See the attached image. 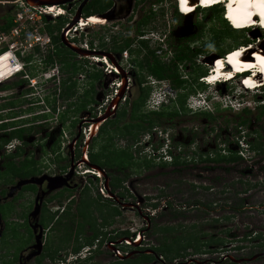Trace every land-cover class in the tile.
<instances>
[{
  "label": "rangeland",
  "instance_id": "1",
  "mask_svg": "<svg viewBox=\"0 0 264 264\" xmlns=\"http://www.w3.org/2000/svg\"><path fill=\"white\" fill-rule=\"evenodd\" d=\"M126 1L128 0H118L117 16L113 22L105 17L106 23L101 28L93 27L88 30L86 35L82 34L80 42L82 38L90 39V43L96 44L97 47L98 44L102 45L103 47L100 49L110 50L117 49L119 45L127 41L128 48L121 52L119 63L123 71L134 72L140 78L146 76V65L154 59L165 67L172 68L174 65L175 72L184 80L182 89L176 90V93L173 92V95H179L181 98L182 105L178 107L180 115H177V118L171 122L165 118L148 115L159 109L157 105H154L153 108L150 107L152 103L149 93L141 92L137 87L132 86L130 78H127V84H124L123 79L108 74V69L103 64L81 61L74 57L70 66L59 61L36 63V71L30 67H26L24 70L27 76L24 75V77L32 78L31 80L34 81L33 89L28 91L32 87H26L25 95H21L19 98H12V96H1L0 98L5 99L4 102H0V105L6 104L8 101L19 103L14 101L16 99L25 101L14 104L17 108L11 110H7L4 105L0 108V138L5 139L7 130L10 131L13 127H24L26 130L20 140L12 138L6 143L0 142V172L3 169L1 163L11 161V163H18V166L21 167L20 174L36 172V174L55 176L58 174V167L65 166L66 155H69L68 144L71 143L72 138L79 130L78 141L73 147L74 155H81L86 148L87 152L92 155L96 154L95 159L102 161L104 155L103 157L110 159L111 164L118 156L119 159L121 158L122 171L117 176L125 179L126 184L123 185L129 195V191L136 189L137 196L145 195L144 198L149 199L140 204V201L134 198L133 202L140 208H148V203H151L153 198H158V207L155 210L150 209L151 212H154V218L151 221L154 230L162 226H172L171 228L174 230L170 232L168 239L180 237V245L190 240L189 243L193 246H200L199 251H203L202 253L209 251L206 255L201 256L202 254L194 253L190 247L183 251L184 257L190 258V255L195 254L192 257L200 262L198 264H226V261L222 260L225 255L232 256L234 259L258 255L264 250V246H257L261 241L264 243V169L260 168L262 159L258 157H264L263 155L245 154L242 151L243 155L234 156H238L240 159L234 161L233 164L221 161L209 162L215 157L218 159L220 156L229 157L231 155L227 153L225 155V152L209 155L211 151L206 150L205 146L210 147V137L208 140L206 139L210 134L206 132H202V142H198V145L186 143L188 140L194 141L198 136L179 137L180 122L174 125L176 127L174 133H177L174 137L177 142L174 155H170L164 160L153 157L154 153L150 151L151 147L147 146L142 150L144 143L142 146L136 143L144 139L147 132L145 126L148 120H145V115H147V119L153 120L154 126H159L158 130L163 128L169 136L172 122H177V119L187 127L184 128L187 132L189 127L196 126L198 123L203 124L206 120L203 115L210 113L214 117L211 124L218 129L217 143H220L218 146L225 149L229 148L230 139L226 135L229 134L236 121L247 119L249 120L248 124H252V122L256 125L264 123V111L262 112L261 106L264 103V89L259 92L260 95H256L255 92H244L245 87L243 83H239V79L225 85L219 84L206 88L198 84L197 79L198 76L205 74L207 66H210L209 62L217 60L218 53L225 52L227 54L232 48L239 47L240 44L244 45L252 38L255 40L259 38L261 44L258 45H263L264 41L262 42L259 37L261 32L257 29L240 32L227 30L220 21L219 12L216 10L209 9L184 16L180 15L175 11L172 0H129V12L126 13ZM110 3V0H90L82 8V14L85 16L88 13H100ZM7 9L0 7V25L6 21L5 18L10 12ZM62 23V19L55 22L47 20L46 26L51 34L58 33ZM142 23L143 26H141ZM141 35H145L146 40ZM64 49L62 50L66 51ZM184 49H186L184 52L188 53V57L190 56L189 59L176 60L175 56ZM59 52L63 54L61 49ZM174 61L176 64H172ZM72 64L74 70L71 69ZM114 68L119 73L118 68L115 66ZM17 72L18 68L8 64L6 59L0 60L1 85L21 73ZM67 78L71 80L68 82ZM30 81L27 82L28 85H30ZM71 83H73V94L68 98H62L60 94L63 88L65 90L71 88ZM168 83L167 81L161 83L153 81L154 93L162 91ZM117 84H120V88L116 87ZM88 86L91 88L89 92L86 90ZM156 86H160V88H156ZM30 93L31 95H29ZM117 95H120L119 104L117 103V107L112 110ZM204 97L207 98L204 99V102H198ZM8 98L10 99L6 100ZM193 99L197 101L198 110ZM93 100L97 103H93ZM33 106L35 109L32 108ZM240 110L247 111L248 114L244 115ZM123 111L125 115L121 117L120 114ZM104 112L111 113L107 122L102 124L104 130L98 134L96 131V135L94 134L90 140L85 142V132L91 127L92 131L90 130L89 135L93 134L95 129H93L94 124L91 126V123L98 114L103 115ZM259 112H262V115H259L256 121L254 117ZM138 117L140 120H137ZM222 139L223 142H221ZM205 141L208 142L205 143ZM18 143L22 144L20 152H13V147H16ZM9 144H13V147L9 148ZM152 145L156 146L157 141ZM122 153L129 155V160H122ZM174 157H177L176 160L180 162L179 164L171 163ZM177 167L182 168V171L185 172V179L177 182L170 177L167 179L168 172L175 175L174 170ZM76 170L80 171L82 168ZM9 174L11 173L9 172ZM1 175L0 187L2 185ZM3 175L7 176V173L3 172ZM132 180H138V182L133 184V188L128 189L126 185H129ZM84 184L88 189H93L94 184L95 188H99L98 180L92 181L85 176L81 179V185ZM194 188L198 190L196 191ZM174 190H176V196L171 198L172 203L182 213L176 217L169 216L170 212H161L160 210L164 201L168 200V194ZM33 193L32 190L22 193L14 192L6 198L8 202L0 206V213L4 216L1 219V232L4 231L6 238L9 236L8 240L10 235L27 236V231L20 221L24 219L32 206ZM92 193L101 195L94 189ZM69 194L73 195V200H75L76 192ZM188 198L198 201L202 208L199 211L194 208L184 209V212L180 211L184 201ZM0 203H3L2 199H0ZM238 203L242 204L241 208L234 209ZM51 205L55 204L47 203V207L50 209ZM213 220L215 222H212ZM96 222L98 223V221ZM114 225L121 231H128L137 236V234H142L141 229L145 223L143 218L126 209L121 211V215ZM104 228L109 229V226L106 225ZM89 231L85 230L82 237L88 235ZM46 234L50 235L49 230ZM245 235L251 238L245 237ZM257 235L260 236L256 238ZM162 237L163 235L159 231L141 235L136 247H142L141 249L157 247ZM194 237H197L196 241H192ZM205 241L210 242L209 246L203 247ZM128 243V239L122 241V245ZM20 244L21 240L18 239L16 247H19ZM236 246L242 248L239 250V248H235ZM9 247L5 248L3 245L1 249L5 248L6 251H0L2 259L8 261L11 255H14L9 252L12 250ZM14 250L16 249L14 248ZM105 259L106 264L111 263L109 254ZM247 262V264H264V256H257ZM43 264H48V262L45 261Z\"/></svg>",
  "mask_w": 264,
  "mask_h": 264
},
{
  "label": "flooded vegetation",
  "instance_id": "2",
  "mask_svg": "<svg viewBox=\"0 0 264 264\" xmlns=\"http://www.w3.org/2000/svg\"><path fill=\"white\" fill-rule=\"evenodd\" d=\"M90 0H87L82 8L89 2ZM129 1V0H128ZM127 2V5L125 7V12H129L130 2ZM110 4L107 8L103 9L100 13H91L88 16H85L88 21L91 23L89 26H87L84 30V35H86L88 30L92 29L93 27L101 28L103 24L106 23L107 20L104 18L106 17L109 21L113 22L116 19L117 13H116V7L118 5V0H110ZM81 8V12H82ZM108 11V12H106ZM105 12L107 15L105 16ZM144 24L142 23L141 26ZM87 37V36H86ZM142 38L146 40L145 35H141ZM88 38V37H87ZM141 43H145L144 41H140ZM87 48L86 49H80L76 47L77 49L87 51V55L78 56L77 54H74L69 49L65 48L61 44H57L54 49V54L52 58H54L51 61L47 62H53L59 61L60 63H67V65L70 64V62L74 58H77V60H83L87 62H93V63H100L105 66L107 64L106 62H109L111 66L114 65L118 68V72L110 73L112 75L118 76L119 78L124 80V84H127V78L131 80V84L134 87H137L141 92L147 91L150 96V100L152 105L151 108L154 107V105H157V101H155L154 97L156 92L154 93L155 87L153 86V81H157L158 83H161L163 81L169 82L168 85L170 86L171 90L175 92L176 90H181L184 86V80L182 79V76H180L177 72H175V66L172 65V72L170 77H159L156 74L152 72H148L146 69V76L141 77L137 75L134 72H125L123 71V68L121 67L119 60L121 59V52H119L117 49H100L103 47L102 45L98 44V47L96 44L90 43V39L86 40ZM66 49V51H63L62 49ZM128 48V47H127ZM126 48V49H127ZM63 52V54H60L59 50ZM64 49V50H65ZM124 49L123 51H125ZM101 53L108 54L112 62L107 59L104 55H100ZM87 56V57H86ZM91 57H96L100 59V61H93L90 59ZM50 58V57H49ZM106 60H101V59ZM152 62H149L150 64L146 65H152ZM46 62V63H47ZM158 62V61H157ZM22 71L20 74H17L13 77H11L8 81H6L3 85L0 84V98L1 96H12V98H19L21 95H25L26 87L28 88L27 82L30 81V78H26V74L24 72L26 67H30L31 69H34L36 71V63H40L38 61V57H32L28 60H20ZM32 63H35V65H32ZM142 63V62H140ZM159 63V62H158ZM160 64V63H159ZM176 62L174 61V63ZM70 66V65H69ZM174 68V69H173ZM70 69V67H69ZM37 73V72H35ZM24 75L26 77H24ZM204 75H200L197 77L198 84H201L200 79ZM80 78V77H79ZM83 78V77H81ZM68 79V78H67ZM145 79V80H143ZM149 79V81H148ZM71 79H68V82ZM194 82V81H192ZM99 83V82H98ZM71 88L73 89V83L70 84ZM120 84H117L116 87H119ZM163 86V84H161ZM166 85L165 88L169 87ZM202 85V84H201ZM120 88V87H119ZM156 88H160V86H156ZM30 88L28 89L31 90ZM88 92L91 90V88L88 86L86 89ZM8 91V92H6ZM176 93V92H175ZM96 94V93H95ZM31 95V93L29 94ZM199 96V95H197ZM10 98L6 99L9 100ZM180 97L179 95H174V99L163 106H161L158 111L156 112H150L148 115L150 116H156L157 118H165L168 122H171L172 120L177 118V115H180V111L178 110V107H180L182 104L180 103ZM149 100V101H150ZM5 99H0V102H4ZM19 103L9 102L6 104H3L7 107V110H11L14 108H17L14 104H20L25 102L23 99L19 101V99L14 100ZM113 102V101H112ZM93 103H97L95 100H93ZM119 104V101L117 102ZM117 103H115V106H113L112 110H114L117 107ZM2 104L0 105V108L4 107ZM146 105V104H145ZM157 107H159L157 105ZM35 109V106L32 107ZM111 108V107H110ZM197 110L199 109L196 105ZM82 111V109H81ZM241 111V110H240ZM161 113V114H160ZM242 114H248L247 111L242 110ZM103 115H97L96 119L93 120L91 123V126L93 124H97L95 127V130L91 136L88 137L91 127L88 131L85 132V142L90 140L91 137L94 136L95 132H99L100 126H102L103 123L107 122V118L102 119ZM201 115V113H200ZM262 115V112H259L258 115H255L254 120H258V116ZM111 116V115H110ZM145 115V120L147 121L146 128L147 132L144 136V139H142L140 142H137L136 144H139L141 146V142L144 143V146L146 147L149 143L153 144L157 141V145L153 146L157 150H162L164 148L163 144L161 143H167V147L169 151H166L167 154L174 155L175 151V138L177 133H174V129L176 128L174 125L179 124L180 122V136L183 137L185 135H188V138L195 137V140H186V143H193L198 145V142H202L201 135L202 132H206L210 135L206 137L208 140V137H210V147L208 148L205 146V149H209L211 152L209 155H218L219 152H225L228 155L235 156V155H243L242 151L245 152V154H251V155H263L264 156V123H258L257 125L252 122V124H248L249 120L247 119H239V121H236L235 124H233L229 134L227 133V137H230L229 139V148L226 149L224 147L218 146V129H216V126L212 125L213 116L210 113L204 114L203 116L206 118L205 122L203 124L198 123L196 126L189 127L187 132H185L184 128L186 127L184 124H182L181 120L177 119V122H172V125L170 127L171 132L168 136L164 132V129L161 128L158 130L159 126H154V122L152 119H147ZM140 117L137 118V120ZM92 120V119H91ZM253 120V121H254ZM101 121V122H100ZM153 122V123H152ZM139 124V123H138ZM207 124V125H205ZM1 126V125H0ZM104 126V125H103ZM179 126V125H178ZM206 127V128H205ZM141 128V127H140ZM143 128V129H146ZM187 128V127H186ZM22 130L21 132V139L23 133H25L24 127H13L12 130L8 131L6 133L7 139L11 132H16ZM30 130V129H29ZM6 131V130H4ZM97 132V134H98ZM77 135V134H76ZM72 138L71 140V148L68 144V150L69 155H66V164L65 166L58 167V174H55V176H67L66 177V185H62L60 188H56L53 190L47 189V182L45 180L41 181L39 184H28L25 186H21L19 189L13 188L21 179H27L30 177H40L41 175H46L43 173L32 172L33 174H30L27 178L20 177V171L21 167L18 166V163H11V161L1 163L3 165V169L0 172L1 179H2V185L0 187V199H2L3 203H0V205L6 204V199L9 197V195L13 194L14 192H24L32 190L34 193V198L32 202V206L30 207L29 211L24 216V219L21 222V225L26 229L27 236L17 234L10 235L9 240L5 237L4 231L1 232L2 224H1V217H0V251L5 250V248H12L11 251H9L11 255L9 261L7 259H2L0 253V264H43L45 261L48 262V264H106L105 263V257L107 254L111 257V263L110 264H120L122 261L127 259H134L140 255H149L152 256L153 259L150 262L147 263H140V264H149V263H157V264H198L194 260V255H190V258L184 257V253L180 252V256L173 258L171 261L164 259L160 254H158L156 251H154L155 247H149L148 249H141L142 247H136L137 243L140 241L141 235L152 233L153 231H159L162 233L163 237L160 239L161 241L159 244H157V247L160 246V244L164 241L165 244H168V247H173L172 240L176 239L177 237H173L171 239L169 238L170 232L174 230V228L162 226L158 227L157 229H153L151 226V221H153L154 218V212H151V210H155L156 207H158V198L155 197L152 199L151 203H148V208H140V206L133 202V199L136 198L138 201H140V204L143 203L146 200L145 195L144 196H137V190L134 189V191H129L125 188L123 184H126V181L124 182V178L117 176L118 173L122 171V167L120 165V160L118 156H116L114 159V163H110V159L107 157L102 156V161H99L97 159H94V162L89 161V154L90 152L85 150L81 153V155H74L73 150L76 142L78 141V136ZM96 135V134H95ZM147 137L150 138L149 142H145ZM186 138V136H185ZM4 138H0V142ZM155 140V141H154ZM197 140V141H196ZM224 141H226V138H224ZM3 142V141H2ZM208 142V141H207ZM205 141V143H207ZM223 142V139L222 141ZM3 146V144H2ZM22 144L18 143L16 147H13V152H16V150H21ZM153 157L163 159L164 156L157 155V152L155 150H152ZM224 155V153H221ZM230 157V156H229ZM238 157V156H237ZM262 159V164L260 166L261 169H264V157L258 156ZM177 158V157H175ZM228 158V157H227ZM83 159V160H82ZM215 157L212 158L209 162H218ZM238 159H240L238 157ZM11 160V159H9ZM117 160V161H116ZM85 162L90 163L92 165L97 166L101 172L92 170L87 167ZM224 162V161H221ZM178 162L177 164H179ZM227 164L231 163L233 164L234 161H228ZM22 164V163H19ZM12 166V168H15L18 175H13L10 177L8 167ZM72 166V173L69 174L70 168ZM82 166V167H81ZM183 167V165H181ZM82 168V170L77 171L76 169ZM260 169V170H261ZM90 170V171H89ZM15 171V172H16ZM35 171V170H34ZM93 171V173H91ZM3 172L7 173V176L3 175ZM168 172V171H167ZM250 172V171H249ZM99 173V174H98ZM101 173V174H100ZM175 175H172L170 172L167 174V179L170 177L172 180H184L185 179V172L182 171V168L177 167L174 170ZM184 175V176H183ZM49 177H55L53 175H47ZM88 177L92 181L98 180L99 182V188H95V184L93 189L97 192H100V196L98 194L92 193V188L88 189L87 186L81 185V179L82 177ZM138 180H132L129 185H126L128 189L133 188V184H137ZM169 182V180H168ZM166 181V183H168ZM101 185V186H100ZM25 187V188H24ZM32 188V189H31ZM183 189V188H182ZM181 189V190H182ZM196 191L198 189L194 188ZM205 189V188H202ZM184 190V189H183ZM200 190V189H199ZM76 192V198L73 200V195H70L71 192ZM11 193V194H10ZM196 195V193H194ZM157 196V195H156ZM166 196V195H165ZM176 196V190L171 191L170 194H168L167 198L168 200L164 201V205L162 207L161 212H170L169 216H179L180 213L177 206H175L172 203L173 197ZM38 198L37 205H38V211L34 216H31V213L35 206V198ZM40 200V202H39ZM53 202L55 205H51V209L47 207V203ZM91 203V204H89ZM85 205H88L85 207ZM242 205V204H241ZM73 207V209H72ZM52 208H54L52 210ZM84 208V209H83ZM101 208V214H99L98 211L95 209ZM140 208V209H139ZM199 211L201 205L196 200H189L186 199L184 201L183 206L180 208L182 212H184V209H193ZM243 208V207H242ZM130 210L135 215L140 216L143 218V221L145 223L142 230V234H137V236H134L133 233H129L128 236L123 235V231L120 229H117L115 227V223L118 221V218L121 215L122 210ZM151 209V210H150ZM166 209V210H164ZM79 211H82L84 213L86 221L91 219L92 226L88 223H84L82 218L79 216ZM90 213V214H89ZM160 213V212H159ZM158 213V214H159ZM184 214V213H183ZM104 218L108 220V223H110L109 229H105L106 226L104 223ZM228 218V217H227ZM98 221V223L96 222ZM212 222H215L214 220ZM79 223L82 225V230H79ZM47 224V226H46ZM177 227V226H176ZM179 227V226H178ZM151 228V229H150ZM39 229L41 230V248L40 252L37 255H34L36 253V249L32 248L34 244V238L35 234L38 233ZM35 233H34V231ZM49 230V234L47 235L46 232ZM89 231L88 235L85 237H82L84 232ZM82 231V232H81ZM47 236V237H46ZM251 238L250 236H247ZM180 238V237H178ZM18 239L21 240L20 246L16 247ZM125 239H128L129 243L126 245H122V241ZM8 240V241H7ZM167 241H169L167 243ZM19 244V242H18ZM3 245H5V248H2ZM8 246V247H7ZM209 246V245H208ZM239 246H236L235 248L238 249ZM14 248L16 250H14ZM242 247H239V250ZM264 248V247H263ZM6 251V250H5ZM148 251V252H145ZM197 251L194 253L202 254L201 256L206 255L209 251ZM6 253V252H5ZM183 255V256H182ZM30 256V257H29ZM258 257L264 256V250L263 252L259 253L258 255H253L250 258H238L234 259L232 256L225 255L222 257V260L226 261V264L229 262L232 264H247L248 262L244 259H255ZM126 257V258H125ZM196 258V257H195ZM252 259V260H253ZM44 260V261H43ZM239 260H242L241 262H237ZM251 260V261H252ZM98 262V263H97ZM109 263V262H108ZM250 264V263H249Z\"/></svg>",
  "mask_w": 264,
  "mask_h": 264
},
{
  "label": "built area",
  "instance_id": "3",
  "mask_svg": "<svg viewBox=\"0 0 264 264\" xmlns=\"http://www.w3.org/2000/svg\"><path fill=\"white\" fill-rule=\"evenodd\" d=\"M42 1L47 4L34 5L26 0H0V7L10 11L2 24H6L8 20L9 27L0 30V60L6 59L8 64L18 70L21 66L20 60L36 56L40 63L51 61L49 59L54 54L55 46L61 43L60 36L73 47L87 48L86 39L82 38L80 42V36L85 31L83 24H87L86 17L80 12L77 20L73 22L76 10L83 0ZM58 19L63 20L58 33H48L45 28L47 20L55 22ZM53 36L58 37L57 43L53 42ZM105 67L108 74L116 73L115 68L109 69L107 64ZM33 84L34 81L31 80L30 85Z\"/></svg>",
  "mask_w": 264,
  "mask_h": 264
},
{
  "label": "bare ground",
  "instance_id": "4",
  "mask_svg": "<svg viewBox=\"0 0 264 264\" xmlns=\"http://www.w3.org/2000/svg\"><path fill=\"white\" fill-rule=\"evenodd\" d=\"M258 3H259L258 0H231V4L228 6V10L230 8L229 18L233 22V25L236 27L237 19L244 18L246 15L250 13L252 14L253 13L252 9H248V7H250L251 5H257ZM177 4L179 8V13L182 15L192 13V8L196 5L195 0H189V1L177 0ZM260 8L264 9V6H260ZM255 14H258V15L260 14L259 20L264 24V17H263L264 10L260 12V9H259L257 13L255 12ZM85 23L87 24H83L84 29L87 26H89V24H91L88 21V19ZM251 48H253V46L244 48V49H241L240 46L239 47L236 46L235 48H232L229 53L225 54L226 56L224 58L218 57L215 62H212V63L209 62L210 65L213 64L212 67L214 69L213 71H211L210 73L206 75L207 77L206 81L208 83H211L215 81L217 78H222V77H224L225 79H229L232 77L233 74L238 73L239 71L248 70L250 68H255L256 71H253L254 73L248 78L242 77L241 81L239 82V83H243V86L245 87L246 90L247 88L251 89L254 86H256L258 83L264 81V78H260L255 73V72H258L257 70H259V74L264 77V44L261 45V47H259V49L260 50L262 49V51H259V49L252 50L250 51L252 55L248 56L247 52L251 50ZM84 54L87 55L86 53ZM242 54L243 56L242 58H240V55ZM90 59H92L93 61H98V62L100 61V59L96 57H91ZM101 60H106V59L102 58ZM106 63L109 66V69H113V66H111L109 62H106ZM96 126L97 124H94L93 129H95ZM89 136L90 135H88V137Z\"/></svg>",
  "mask_w": 264,
  "mask_h": 264
},
{
  "label": "trees",
  "instance_id": "5",
  "mask_svg": "<svg viewBox=\"0 0 264 264\" xmlns=\"http://www.w3.org/2000/svg\"><path fill=\"white\" fill-rule=\"evenodd\" d=\"M108 7V6H107ZM106 7V8H107ZM209 9H211V10H216V11H218L219 12V19H220V21H222V23L224 24V26H225V29H227V30H230V31H234V29H232V28H230V26L226 23V21H224V19L222 18V16H221V9L220 8H218V7H212V8H209ZM209 9H207V10H209ZM88 15H90V13H88L87 15H85V16H88ZM7 27H9V21L7 20V23L6 24H4V25H2V26H0V30H3V29H5V28H7ZM46 30L50 33V30H49V28H48V26H46ZM234 32H236V31H234ZM52 39H53V42L54 43H57L58 42V37H56V36H53L52 37ZM128 47V42L127 41H125V42H123L121 45H119V47L117 48V50L119 51V52H122L124 49H126ZM230 50V49H229ZM229 50H227V51H229ZM184 51H186V49H184V50H182V52L179 54V55H176L175 56V58H176V60H178V61H182L183 59L184 60H188L189 59V57H188V53L187 52H184ZM226 51V52H227ZM225 53V52H224ZM152 55H153V52L151 53ZM223 54V53H222ZM218 55H221V53H218ZM72 66V70H74V65L72 64L71 65ZM147 71L148 72H152V73H154V74H156L157 76H159V77H170L171 76V72L173 71L172 70V68H170V67H165V66H163V65H160L155 59H154V61H153V64L152 65H149V66H147ZM174 69V68H173ZM170 71V72H169ZM63 85H64V82H63ZM68 89V88H67ZM65 90L64 88H63V91L61 92V94H60V96L62 97V98H68V97H70L72 94H73V89H68V90ZM262 106V112L264 111V105H261ZM161 114V113H160ZM119 115V114H118ZM125 115V112L123 111L121 114H120V116L121 117H123ZM104 130V126L102 125V126H100V128H99V132H102ZM21 132H22V130H19V131H16V132H11L10 133V135H9V137L7 138V139H3L2 141H3V143H6L8 140H10V139H12V138H16V139H18V140H20L21 139ZM98 132V133H99ZM16 151H18V152H20V150H16ZM123 155H122V160H129V155H126L125 153H122ZM96 155V154H95ZM95 155H92V154H89V161L90 162H94V159H95ZM238 159V157H234V156H230V157H222V156H220L218 159H216L217 161H224V162H228V161H236ZM172 164H174L175 165V163L177 164L178 162H177V160H176V158L174 157L173 158V161L171 162ZM8 171L11 173L10 174V177L11 176H13V175H18L17 174V172L19 171V169L16 171V169L15 168H12V166H9L8 167ZM16 171V172H15ZM27 173V174H26ZM30 174H33V173H29V172H23V173H21L20 174V177H22V178H27ZM25 188V187H24ZM89 204H91V203H89ZM1 206V205H0ZM88 206V205H87ZM241 204L240 203H238L237 204V206H236V208H234V209H239V208H241ZM96 211H98L99 212V214H101L100 212V210H101V208H97V209H95ZM90 214V213H89ZM79 216L82 218V220L84 221V223H88V224H90L91 226H92V223H91V219L89 218V220L88 221H86V220H84L85 219V216H84V213L82 212V211H79ZM0 217H1V219H3V217L4 216H2V214L0 213ZM84 218V219H83ZM104 223H105V225H109L110 223H108V220L106 219V218H104ZM82 225L83 224H80L79 223V230H78V232L80 231V230H82ZM82 232V231H81ZM123 235H125V236H128L129 235V233L127 232V231H123ZM260 235H257V237L256 238H258ZM245 237H247V235H245ZM197 240V237H194L193 239H192V241H196ZM172 244L174 245L173 247H168V244H165L164 243V241L160 244V246L159 247H155L154 248V251H156L158 254H160L164 259H166V260H169V261H171L173 258H175V257H178V256H180L181 254H180V252H183L186 248H190V247H192V249L194 250V252H197V251H199V248H200V246H193L192 244H190L189 242H190V240L187 242V243H185V244H183V245H180V243H179V238L177 237L176 239H173L172 241ZM206 243H205V245L203 246V247H207L209 244H210V242H208V241H205ZM212 242V241H211ZM257 246H259V247H263L264 246V243L261 241ZM239 248V247H238ZM183 256V255H182ZM153 259V257L152 256H149V255H140V256H138V257H136V258H134V259H127V260H124V261H122L120 264H140V263H147V262H150L151 260ZM228 264H232V263H228Z\"/></svg>",
  "mask_w": 264,
  "mask_h": 264
},
{
  "label": "water",
  "instance_id": "6",
  "mask_svg": "<svg viewBox=\"0 0 264 264\" xmlns=\"http://www.w3.org/2000/svg\"><path fill=\"white\" fill-rule=\"evenodd\" d=\"M28 3L30 4H34V5H44V4H47L46 1H42V0H26ZM87 0H83L80 5L78 6L77 10H76V15L74 17V20L73 22H75L77 20V18L79 17V14L81 12V8L83 6V4L86 2ZM63 1H60V3H62ZM105 16L107 15V13L104 14ZM60 44L62 46H64L65 48L69 49L71 52H73L74 54H77L78 56H82V55H85L84 53H87V51H83V50H80V49H77L76 47H73L71 46L69 43H67L63 38L62 36H60ZM100 55H104L107 59H109L112 64L114 65L111 57L108 55V54H104V53H101ZM212 58V57H211ZM115 66V65H114ZM120 99V95H117V97L115 98V102L117 103ZM111 113L109 112H106L104 114V116L102 117V119H105V118H108V116H110ZM79 135V130L77 132V135L76 137ZM69 147L71 148V144H69ZM85 164L87 165L88 168L92 169V170H95V171H100V169L95 166V165H92L90 163H87L85 162ZM72 173V166L70 168V172L69 174ZM66 177L67 176H64V177H61V176H55V177H49L47 175H41L40 177H30V178H27V179H21L13 188L15 189H19L21 186H25V185H28V184H31V185H34V184H39L41 181L45 180L47 182V189L48 190H53V189H56V188H60L62 187V185H66ZM11 194V193H10ZM10 196V195H9ZM37 200L38 198L36 197L35 198V206H34V209L31 213V216H34V214L37 213L38 211V205H37ZM40 202V200H39ZM34 231V230H33ZM35 233V231H34ZM41 230L39 229L38 233L35 234V238H34V244L32 246V248L36 249V253H34V255H37L39 252H40V248H41ZM30 257V256H29ZM126 258V257H125ZM253 259V258H252ZM252 259H244L245 262L246 261H251ZM242 260H239L237 262H241Z\"/></svg>",
  "mask_w": 264,
  "mask_h": 264
},
{
  "label": "clouds",
  "instance_id": "7",
  "mask_svg": "<svg viewBox=\"0 0 264 264\" xmlns=\"http://www.w3.org/2000/svg\"><path fill=\"white\" fill-rule=\"evenodd\" d=\"M173 2H174V0H172ZM174 8H175V11H177V13L178 14H180L179 13V11H178V8H177V5H176V3L174 2ZM207 10V9H206ZM192 14V13H191ZM180 15H182V14H180ZM184 16V15H183ZM217 56H220V55H216V57ZM42 63H46V62H42ZM22 71V67L20 66L19 67V70H18V72H21ZM208 73H210V67L209 66H207V68H206V71H205V74H204V76L200 79V82H201V84L203 85V86H205L206 88H208V87H210V86H214V85H219V84H222V85H225V84H228V83H220V82H218V83H208L207 81H206V79H207V77H206V75L208 74ZM234 80H236V79H234ZM233 81V80H232ZM169 86V85H168ZM32 87V86H31ZM241 87V86H240ZM163 89V88H162ZM161 89V90H162ZM243 89V88H242ZM264 89V87L263 88H260V89H257V90H255V91H249V92H255L256 93V95H260V91H262ZM243 91L245 92V91H248V89L246 90V89H243ZM154 99H155V101H157V105L159 106V108L161 107V106H163V105H165V104H168V103H170L173 99H174V95H173V91L171 90V88H170V86L169 87H167V88H164L162 91H160V92H156V94H155V97H154ZM207 99V98H203V99H199L198 100V102H204L205 100ZM193 102H195V105H196V99H193ZM188 105V104H187ZM261 105H264V103H262ZM191 109V108H190ZM150 141V138L149 137H147V139L145 140V142H149ZM142 144H143V142H141V146H142ZM161 144H163V146H164V148L162 149V150H157V149H155L154 147H152V144L151 143H149L147 146H149V147H151L150 148V151H152V150H155L156 152H157V155H162V156H164L163 157V160L166 158V157H169L170 156V154H167V152L166 151H169V149H168V147H167V143L165 142V143H161ZM147 146L145 147V146H142V150L143 149H146L147 148ZM8 147L9 148H11V147H13V144H9L8 145ZM90 171V170H89Z\"/></svg>",
  "mask_w": 264,
  "mask_h": 264
},
{
  "label": "snow or ice",
  "instance_id": "8",
  "mask_svg": "<svg viewBox=\"0 0 264 264\" xmlns=\"http://www.w3.org/2000/svg\"><path fill=\"white\" fill-rule=\"evenodd\" d=\"M238 55V54H237Z\"/></svg>",
  "mask_w": 264,
  "mask_h": 264
}]
</instances>
